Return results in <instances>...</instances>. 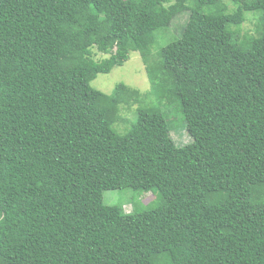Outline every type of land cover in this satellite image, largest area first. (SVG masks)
<instances>
[{
	"label": "trees",
	"instance_id": "trees-1",
	"mask_svg": "<svg viewBox=\"0 0 264 264\" xmlns=\"http://www.w3.org/2000/svg\"><path fill=\"white\" fill-rule=\"evenodd\" d=\"M225 1L0 0V264H264V0ZM131 52L149 92L91 86Z\"/></svg>",
	"mask_w": 264,
	"mask_h": 264
},
{
	"label": "rangeland",
	"instance_id": "rangeland-1",
	"mask_svg": "<svg viewBox=\"0 0 264 264\" xmlns=\"http://www.w3.org/2000/svg\"><path fill=\"white\" fill-rule=\"evenodd\" d=\"M228 8H233L231 0H226ZM188 12H184L176 16L166 33V37L170 35L167 42L174 38H178L188 18ZM254 18L250 17L246 20L242 27V35L247 32L248 35H255ZM244 37V36H243ZM165 39V36L162 40ZM166 43L162 44L165 45ZM161 46V45H160ZM159 49L158 43L152 48V54H155V49ZM106 56L97 54L94 58L101 59ZM118 83H124L131 88L138 89L141 93L150 91V82L146 73V66L143 64L140 56L136 52H131L129 59L120 67L113 68L107 74H98L95 80L91 82V86L96 90L105 94H111L114 87ZM138 105L133 104L130 107H123L120 114L122 117L132 119L133 113ZM168 112V120L170 125L175 129L171 132L173 141L177 144L184 145L189 142V136L187 135L183 114L178 110L177 105L174 104ZM134 118V117H133ZM116 128V126H115ZM119 130L121 128H118ZM104 203L106 205L121 206L127 211V213H140L157 206L156 202L150 201L153 194L151 192L134 191L131 189L115 190L104 192Z\"/></svg>",
	"mask_w": 264,
	"mask_h": 264
},
{
	"label": "clouds",
	"instance_id": "clouds-1",
	"mask_svg": "<svg viewBox=\"0 0 264 264\" xmlns=\"http://www.w3.org/2000/svg\"><path fill=\"white\" fill-rule=\"evenodd\" d=\"M125 213H127V211L125 209H123Z\"/></svg>",
	"mask_w": 264,
	"mask_h": 264
}]
</instances>
